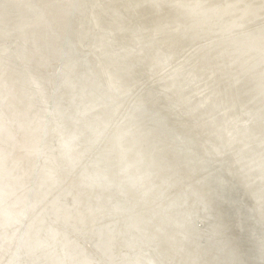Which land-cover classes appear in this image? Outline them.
Masks as SVG:
<instances>
[{"label":"clouds","instance_id":"9594fccd","mask_svg":"<svg viewBox=\"0 0 264 264\" xmlns=\"http://www.w3.org/2000/svg\"><path fill=\"white\" fill-rule=\"evenodd\" d=\"M0 264H264V0H0Z\"/></svg>","mask_w":264,"mask_h":264}]
</instances>
